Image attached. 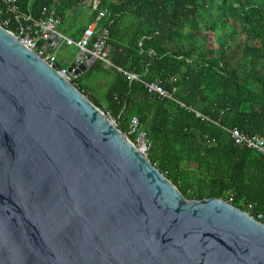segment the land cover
I'll return each instance as SVG.
<instances>
[{
	"label": "water",
	"instance_id": "water-1",
	"mask_svg": "<svg viewBox=\"0 0 264 264\" xmlns=\"http://www.w3.org/2000/svg\"><path fill=\"white\" fill-rule=\"evenodd\" d=\"M94 62L78 51L67 69L78 76ZM261 217L186 198L0 26V264H264Z\"/></svg>",
	"mask_w": 264,
	"mask_h": 264
},
{
	"label": "trees",
	"instance_id": "trees-1",
	"mask_svg": "<svg viewBox=\"0 0 264 264\" xmlns=\"http://www.w3.org/2000/svg\"><path fill=\"white\" fill-rule=\"evenodd\" d=\"M93 1L84 27L105 10L98 25L109 30L112 62L146 82L159 78L168 86L175 77L176 96L209 119L147 92L140 81L98 60L89 74L108 77L104 94L89 93L82 74L74 85L118 117L122 131L132 115L138 117L151 140L147 158L186 198L231 197L236 207L262 214L264 223V158L233 145L225 130L235 126L264 138V0H97L92 9ZM87 2L17 0L16 5L32 17L53 8L61 22L72 9L80 16ZM5 6L0 0V26L17 34L23 20Z\"/></svg>",
	"mask_w": 264,
	"mask_h": 264
},
{
	"label": "built area",
	"instance_id": "built-area-1",
	"mask_svg": "<svg viewBox=\"0 0 264 264\" xmlns=\"http://www.w3.org/2000/svg\"><path fill=\"white\" fill-rule=\"evenodd\" d=\"M6 6V10L15 15L16 20L22 19L23 25H20V30L17 34L19 41L27 48L35 51L39 56L42 57L50 66L54 67L56 71L64 78L69 80L71 83L74 80L76 74L69 71L67 67L60 66L56 68L55 65L58 62L53 51L47 52L46 49H42V45L51 37L56 36L59 40H62L65 45L72 46L81 51L84 55L90 54L94 60H98L117 71L123 72L129 79H134L140 81L147 92L156 94L157 97L161 99H168L178 103L180 106L186 107L193 111L197 117L201 119H209L207 116L199 112L198 110L186 106L177 96V87L174 84L176 78L172 77L168 80V86L163 84V81L159 78H155L153 81L146 82L142 80L138 75L123 70L121 67L115 65L107 50L106 44L109 35V30L107 26H99L100 19L104 16L105 10H99L97 15L93 20H91L87 26L83 29L79 37H72L62 33L58 26L60 24V19L56 16L55 10L53 8L44 7L41 11V15L38 17H32L29 14L21 13L17 11V0H1ZM97 5V0L93 1L92 9ZM3 23H7L5 20ZM74 84V83H73ZM107 117L108 121L116 128H118V117L113 116L107 111L102 110ZM119 129V128H118ZM228 133L229 139L233 145L238 147H245L252 149L259 153L264 158V138L258 134L247 133L240 130L237 127L225 128ZM130 139L132 146L141 154L147 156V152L151 146V140L147 135L145 129L140 125L139 119L136 115H132L127 130L124 132ZM231 197L227 200L231 201ZM246 208L250 210L252 204L248 203ZM247 212V211H246Z\"/></svg>",
	"mask_w": 264,
	"mask_h": 264
},
{
	"label": "crops",
	"instance_id": "crops-1",
	"mask_svg": "<svg viewBox=\"0 0 264 264\" xmlns=\"http://www.w3.org/2000/svg\"><path fill=\"white\" fill-rule=\"evenodd\" d=\"M88 4H89V0L86 3L85 6H83V9H85V12L80 13L81 15L78 16V14L74 11V9L70 10L67 14V17L65 19H63L59 26L58 29L68 35V36H72V37H77L79 36V33L83 31V29L86 27H84V24H86L87 20H88V15L90 13V9L88 8ZM80 12V11H79ZM64 42L62 40H59L55 46L53 47L52 51L55 54L57 61L60 62L63 66L68 67L69 64L74 60L76 54H77V49L75 47L74 50H60V45L63 44ZM65 45V43H64ZM67 46V45H66ZM237 61V59H233L231 60L232 63H235ZM91 65H87L85 66V69L81 72V74H89V69H90ZM108 77L106 76H96L95 78H93L90 83H86L84 84V86L86 88H88V92L89 93H93V86L95 82H104L105 84L108 82ZM95 95V94H94Z\"/></svg>",
	"mask_w": 264,
	"mask_h": 264
},
{
	"label": "rangeland",
	"instance_id": "rangeland-1",
	"mask_svg": "<svg viewBox=\"0 0 264 264\" xmlns=\"http://www.w3.org/2000/svg\"><path fill=\"white\" fill-rule=\"evenodd\" d=\"M60 50H74V48L72 46H66L63 44L60 45ZM96 77V74L94 73H91V74H82L80 76V81L83 83V84H86V83H90V81ZM107 83L105 84V81L104 82H95L94 83V86H93V91H94V94L97 96V97H101L105 90H106V87H107Z\"/></svg>",
	"mask_w": 264,
	"mask_h": 264
}]
</instances>
